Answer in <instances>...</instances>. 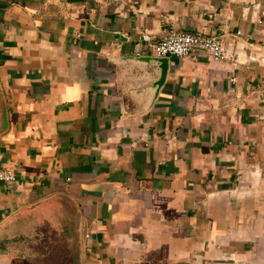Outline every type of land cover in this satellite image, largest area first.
<instances>
[{
    "label": "crops",
    "instance_id": "1",
    "mask_svg": "<svg viewBox=\"0 0 264 264\" xmlns=\"http://www.w3.org/2000/svg\"><path fill=\"white\" fill-rule=\"evenodd\" d=\"M0 86V264H264V0H0Z\"/></svg>",
    "mask_w": 264,
    "mask_h": 264
},
{
    "label": "built area",
    "instance_id": "2",
    "mask_svg": "<svg viewBox=\"0 0 264 264\" xmlns=\"http://www.w3.org/2000/svg\"><path fill=\"white\" fill-rule=\"evenodd\" d=\"M261 23V20H257ZM153 55L186 57L192 52H203L208 59L218 60L232 57L227 53L221 41L214 35H202L191 32H174L148 44ZM234 59V57H233ZM0 181H15L14 172L6 167H0Z\"/></svg>",
    "mask_w": 264,
    "mask_h": 264
},
{
    "label": "water",
    "instance_id": "3",
    "mask_svg": "<svg viewBox=\"0 0 264 264\" xmlns=\"http://www.w3.org/2000/svg\"><path fill=\"white\" fill-rule=\"evenodd\" d=\"M127 58L137 59V60H141L144 62L152 61L155 63V66L157 69L156 77L150 83H148V86H147L152 91L149 103L147 105V108H149L152 105L153 101L155 100L159 88L163 84L164 78L166 76L167 66H168V58L166 56H156V55H150V56L130 55V56H127ZM7 126H8V119H7V113H6V106L4 102L2 89L0 86V134L4 133L7 130Z\"/></svg>",
    "mask_w": 264,
    "mask_h": 264
},
{
    "label": "rangeland",
    "instance_id": "4",
    "mask_svg": "<svg viewBox=\"0 0 264 264\" xmlns=\"http://www.w3.org/2000/svg\"><path fill=\"white\" fill-rule=\"evenodd\" d=\"M41 243H40L41 245H39L40 247L38 248L39 250L38 258L39 260L41 258V262L36 263L35 262L36 255L33 257V254H31L29 251L28 256H30L31 258H29L28 264H64L62 262L64 249L63 246L60 244L61 241L59 240L58 237H52L51 240L46 238ZM35 249L37 248H30L28 250H35ZM41 253L44 255V257L40 255Z\"/></svg>",
    "mask_w": 264,
    "mask_h": 264
}]
</instances>
